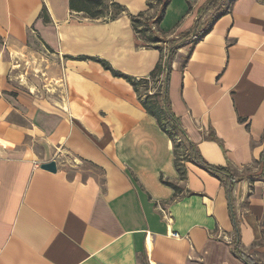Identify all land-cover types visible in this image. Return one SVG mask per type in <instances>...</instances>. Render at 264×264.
I'll list each match as a JSON object with an SVG mask.
<instances>
[{"label": "crops", "instance_id": "0c3cea01", "mask_svg": "<svg viewBox=\"0 0 264 264\" xmlns=\"http://www.w3.org/2000/svg\"><path fill=\"white\" fill-rule=\"evenodd\" d=\"M113 1L115 18L92 19L69 0H0V264H246L236 234L264 264V0H167L161 15L162 0ZM140 14L164 46L135 33ZM179 38L168 105L234 175L229 198L194 163L178 175L168 135L98 63L147 79Z\"/></svg>", "mask_w": 264, "mask_h": 264}, {"label": "trees", "instance_id": "16d2710c", "mask_svg": "<svg viewBox=\"0 0 264 264\" xmlns=\"http://www.w3.org/2000/svg\"><path fill=\"white\" fill-rule=\"evenodd\" d=\"M219 0H210L208 1L207 7H213L216 6V3ZM113 3V2H112ZM167 0L159 1V4H161L163 7L160 11V15L167 5ZM91 4L100 5L101 1L99 0H69V8L71 11L76 12H83L85 13L89 18L92 19H98L101 16V12H94L91 7H89ZM114 11V16H116L120 11H122L121 6L118 4L113 3L112 4ZM149 6H153L150 2H148ZM159 15V16H160ZM144 17V14H140L137 17H132V24L134 27V31L136 34H141L144 37H146V41L150 40L153 42V37L148 34L151 30V27L148 28L147 25H143V20H140ZM115 18V17H114ZM113 19V18H112ZM159 17L156 20V23L159 21ZM147 35V36H146ZM145 41V42H146ZM166 48L167 50L162 53V48L160 47V60L159 64L155 67V69L149 74L147 79H139L136 80L135 78L126 77L119 72H115L111 69L109 64L106 62L99 61L98 63L102 65L103 69L109 70L113 77L115 78H123L133 89V91L136 92L138 96V100L141 106L145 109V111L153 116L158 123L159 128L162 132L166 133L170 140L172 141V145L174 147V165L176 168V171L181 178H184V163L191 162L203 169L204 171H208L211 175H214L215 178L218 179V181L223 185V187L226 189L228 198L230 196V193L232 191V187L234 183L236 182V179L234 178V175L231 174L228 168L226 167H213L206 164L204 161L201 160L198 151L194 144L190 143L187 139L186 133L181 128L179 119H176L173 114L170 111V106L168 105V98H167V81H166V73L170 71L171 67V60L176 52L177 49H179L181 46L186 45L187 41H183L181 38L169 40L166 42ZM152 82L153 85H157L155 89L148 90L147 89V83ZM160 90V99L161 102L156 100V96L158 95V92L156 90ZM142 90L144 91V94H142ZM156 94V95H155ZM259 165L261 170L264 169V150L259 156ZM162 184L167 185L171 187L175 195H178L180 193V190L178 187H176L174 184L168 181L161 180ZM238 234H236V237L233 241V254L234 256L242 259L246 264H257L254 260L250 259L248 256L244 255L240 252V245L238 242Z\"/></svg>", "mask_w": 264, "mask_h": 264}, {"label": "rangeland", "instance_id": "374dc122", "mask_svg": "<svg viewBox=\"0 0 264 264\" xmlns=\"http://www.w3.org/2000/svg\"><path fill=\"white\" fill-rule=\"evenodd\" d=\"M99 1H101V4L98 6V5H96V4H91L89 7H91L92 9H93V11L94 12H101L102 14H101V16L99 17V19H102V18H108V19H112V18H114L115 16H114V11H115V9H113V3H114V1L113 0H99ZM113 2V3H112ZM215 6V5H214ZM150 34H152V36L153 37H155V39H157L158 40V46H164L163 45V43H162V41L165 39V38H163V37H161V36H159V34H157L156 32H155V30H154V28H153V26H151V30H150ZM166 40V39H165ZM38 70V69H37ZM36 73H38L37 71H35V70H33V73H32V75H30V78L31 79H33V78H36V76L35 75H37ZM38 78L40 79V83H38V85L36 86V89H33L32 90V94L35 96H37V94L39 95V93L41 94H43V95H47L46 94V90L43 88V85H44V83L46 82L45 80H43L41 77H40V74L38 73ZM41 81H42V84H41ZM60 85L59 86H61V93H59V92H57L60 96H62L63 94H64V88H63V86H62V82L61 83H59ZM147 89H146V91L148 92V90H153V89H155L156 87H157V85H153V83L150 81L149 83H147ZM157 92H158V95L156 96L157 98H156V100L157 101H159V102H161V99H160V96H161V94H160V90L158 89V90H156ZM49 92H51V91H49ZM26 93H28V92H26ZM48 94H53L54 96H55V94H54V92H52V93H48ZM142 94H144V91L142 90ZM156 95V94H155ZM40 96V95H39ZM56 97V96H55ZM54 151H55V153H54V156L55 155H58V154H60L61 155V153H59V151H57V150H55V148L53 149ZM262 171H264V169L263 170H261V168H260V166H259V172H261L262 173Z\"/></svg>", "mask_w": 264, "mask_h": 264}, {"label": "water", "instance_id": "95a60500", "mask_svg": "<svg viewBox=\"0 0 264 264\" xmlns=\"http://www.w3.org/2000/svg\"><path fill=\"white\" fill-rule=\"evenodd\" d=\"M40 168L48 173H55L57 171V166L55 165L54 161L43 163L40 165Z\"/></svg>", "mask_w": 264, "mask_h": 264}, {"label": "built area", "instance_id": "2783aa9c", "mask_svg": "<svg viewBox=\"0 0 264 264\" xmlns=\"http://www.w3.org/2000/svg\"><path fill=\"white\" fill-rule=\"evenodd\" d=\"M162 212V214H164V211L162 210L161 211ZM174 237H178V235L177 234H172Z\"/></svg>", "mask_w": 264, "mask_h": 264}, {"label": "bare ground", "instance_id": "6f19581e", "mask_svg": "<svg viewBox=\"0 0 264 264\" xmlns=\"http://www.w3.org/2000/svg\"><path fill=\"white\" fill-rule=\"evenodd\" d=\"M12 58V57H11ZM40 62V61H39ZM19 63V62H18ZM21 63V62H20ZM13 66H14V64H13ZM16 67V66H15ZM23 68V67H22ZM24 70V69H23ZM25 76V75H24Z\"/></svg>", "mask_w": 264, "mask_h": 264}]
</instances>
